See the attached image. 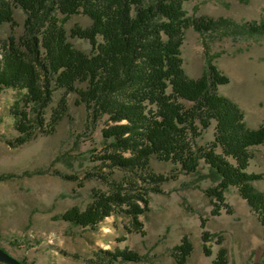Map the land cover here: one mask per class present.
<instances>
[{"label": "trees", "instance_id": "1", "mask_svg": "<svg viewBox=\"0 0 264 264\" xmlns=\"http://www.w3.org/2000/svg\"><path fill=\"white\" fill-rule=\"evenodd\" d=\"M186 1L0 0V30L9 24L14 31L16 9L25 13L20 35L0 37V94L6 88L15 91L10 113L19 134L13 145L55 132L68 115L71 93L86 106L88 128L106 121L102 152L93 155L100 161L96 176L106 189L95 188L84 211L66 213L73 224L94 226L107 216H124L127 232H144L140 217L151 210V193L185 173L210 180L205 193L212 215L229 209L226 193L234 186L264 228V191L255 184L264 174L249 171L252 149L264 144V124L250 126L239 104L220 91L230 81L215 63L221 52L206 51L199 77L187 73L182 57L190 26L201 35L238 37L264 34V19L240 23L189 15ZM77 14L91 22L75 24L69 32L65 24ZM70 37L89 40L91 50L78 48ZM214 122V139L200 145L198 137ZM153 159L171 162L173 173L157 172ZM207 220L202 218L201 225L204 251L211 255L206 243L223 238L207 229ZM193 249L184 236L175 247L178 261L186 263ZM116 257L140 259L126 249ZM214 264H228L224 246Z\"/></svg>", "mask_w": 264, "mask_h": 264}, {"label": "rangeland", "instance_id": "2", "mask_svg": "<svg viewBox=\"0 0 264 264\" xmlns=\"http://www.w3.org/2000/svg\"><path fill=\"white\" fill-rule=\"evenodd\" d=\"M189 15L225 16L245 23L264 19V0H188L184 4ZM17 26L9 24L0 30L6 38L23 32L25 13L16 9ZM90 18L77 14L66 22L89 25ZM85 51L91 50L89 40L70 37ZM221 52L215 63L229 76L220 91L231 97L244 110L250 126L264 124V34L201 35L193 26L186 29L182 57L187 73L199 77L206 67V51ZM60 93L57 92V101ZM15 91L6 88L0 94V247L26 264H181L175 247L188 236L194 249L184 264H214L218 251H228V264H264V228L237 187L228 192L229 209L212 215V204L205 193L209 179L181 173L161 185V192L151 193V210L140 217L144 232H127L128 219L107 216L94 226L77 225L65 218L77 208L84 211L92 201L95 188L106 189L96 171L100 161L93 155L102 152L101 129L86 126L87 109L69 94L70 108L55 132L40 134L19 145L10 113ZM215 122L197 141L200 145L214 139ZM249 171L264 174V144L253 149ZM157 172L171 174V162L153 159ZM102 171L107 168L102 166ZM201 171L206 172L204 161ZM256 186L264 191V179ZM202 218L207 229L218 233L204 251ZM132 250L139 260L116 257L120 251ZM108 251V252H105ZM112 253V254H110ZM0 264H7L0 261Z\"/></svg>", "mask_w": 264, "mask_h": 264}, {"label": "water", "instance_id": "3", "mask_svg": "<svg viewBox=\"0 0 264 264\" xmlns=\"http://www.w3.org/2000/svg\"><path fill=\"white\" fill-rule=\"evenodd\" d=\"M0 261L7 264H25L1 247H0Z\"/></svg>", "mask_w": 264, "mask_h": 264}]
</instances>
